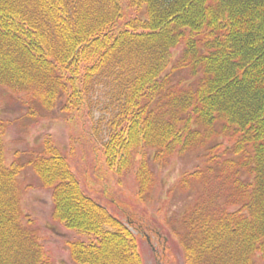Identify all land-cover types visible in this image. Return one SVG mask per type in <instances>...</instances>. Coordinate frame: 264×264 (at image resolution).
Listing matches in <instances>:
<instances>
[{
	"label": "trees",
	"instance_id": "16d2710c",
	"mask_svg": "<svg viewBox=\"0 0 264 264\" xmlns=\"http://www.w3.org/2000/svg\"><path fill=\"white\" fill-rule=\"evenodd\" d=\"M187 68L190 81L173 80ZM0 85L46 110L86 111L107 165L124 173L138 163L142 192L148 150L164 165L219 125L227 147H210L206 169L181 179L202 184L182 218L184 262L264 258V0H0ZM6 125L0 119V264H55L24 221L22 164H5ZM29 164L52 190L54 218L95 238L69 242L76 263L143 264L142 223L86 195L52 140Z\"/></svg>",
	"mask_w": 264,
	"mask_h": 264
},
{
	"label": "rangeland",
	"instance_id": "374dc122",
	"mask_svg": "<svg viewBox=\"0 0 264 264\" xmlns=\"http://www.w3.org/2000/svg\"><path fill=\"white\" fill-rule=\"evenodd\" d=\"M181 53V48L174 50V61ZM191 74L188 68L178 70L173 74V80L190 81ZM0 119L7 122L5 164L8 167L22 164L18 179L24 221L37 230L45 252L55 264H78L71 257L69 242L89 243L95 238L67 228L53 216L52 190L43 186L29 164L36 154L43 151L48 140H52L68 158L86 195L116 218L125 221L128 217L137 224L142 223L138 249L143 264H185L180 242L182 218L197 202L202 184L198 180L190 188H185L181 179L188 172L206 169L210 147H217L219 143L227 147L219 125L217 133L204 134L201 146L173 155L164 165L155 162L153 151L148 150L151 180L149 188L142 192L138 163L133 170L124 173H118L107 165L102 147H96L91 135L93 119L87 116L86 111L80 109L65 113L58 109L46 110L37 104L26 103L22 95L0 85ZM212 161L218 162L214 158ZM254 262L264 264L261 253L255 254Z\"/></svg>",
	"mask_w": 264,
	"mask_h": 264
}]
</instances>
